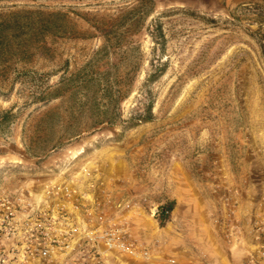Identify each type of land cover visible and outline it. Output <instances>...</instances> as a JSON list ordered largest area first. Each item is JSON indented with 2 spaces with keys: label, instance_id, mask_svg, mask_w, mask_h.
Masks as SVG:
<instances>
[{
  "label": "rangeland",
  "instance_id": "rangeland-1",
  "mask_svg": "<svg viewBox=\"0 0 264 264\" xmlns=\"http://www.w3.org/2000/svg\"><path fill=\"white\" fill-rule=\"evenodd\" d=\"M262 39L264 0H0V207L68 187L151 258L175 233L264 249Z\"/></svg>",
  "mask_w": 264,
  "mask_h": 264
},
{
  "label": "built area",
  "instance_id": "built-area-1",
  "mask_svg": "<svg viewBox=\"0 0 264 264\" xmlns=\"http://www.w3.org/2000/svg\"><path fill=\"white\" fill-rule=\"evenodd\" d=\"M63 190L64 196L50 189L40 204L29 202L23 218L14 200H4L0 264H110L117 255L151 258L148 247L140 246L128 226L110 224V214L104 215L99 206L89 207L83 196H76L74 207L79 211L74 213L70 208L74 193L68 187ZM158 213L159 205H155L153 214ZM259 252L264 259V249Z\"/></svg>",
  "mask_w": 264,
  "mask_h": 264
},
{
  "label": "crops",
  "instance_id": "crops-1",
  "mask_svg": "<svg viewBox=\"0 0 264 264\" xmlns=\"http://www.w3.org/2000/svg\"><path fill=\"white\" fill-rule=\"evenodd\" d=\"M173 237L170 248L163 251L157 246L155 257L142 259L143 264H252L253 259L258 261L261 241L258 233H175Z\"/></svg>",
  "mask_w": 264,
  "mask_h": 264
},
{
  "label": "trees",
  "instance_id": "trees-1",
  "mask_svg": "<svg viewBox=\"0 0 264 264\" xmlns=\"http://www.w3.org/2000/svg\"><path fill=\"white\" fill-rule=\"evenodd\" d=\"M261 47L264 53V39L261 40ZM174 207H175L174 201H170L166 204L159 205V213L157 214L156 218L160 221L161 224H164L169 220Z\"/></svg>",
  "mask_w": 264,
  "mask_h": 264
}]
</instances>
